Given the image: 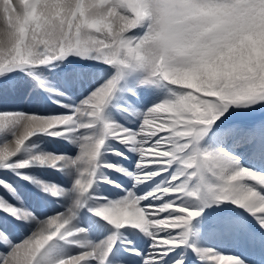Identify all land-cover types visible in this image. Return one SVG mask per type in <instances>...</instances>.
Here are the masks:
<instances>
[{"label":"snow or ice","instance_id":"1","mask_svg":"<svg viewBox=\"0 0 264 264\" xmlns=\"http://www.w3.org/2000/svg\"><path fill=\"white\" fill-rule=\"evenodd\" d=\"M0 264H264V0H0Z\"/></svg>","mask_w":264,"mask_h":264}]
</instances>
